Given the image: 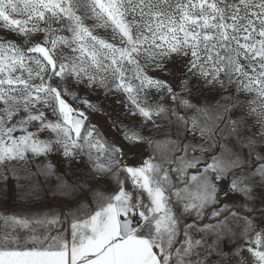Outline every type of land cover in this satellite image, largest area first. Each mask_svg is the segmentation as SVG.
I'll return each mask as SVG.
<instances>
[{
    "label": "snow or ice",
    "instance_id": "6c2138e0",
    "mask_svg": "<svg viewBox=\"0 0 264 264\" xmlns=\"http://www.w3.org/2000/svg\"><path fill=\"white\" fill-rule=\"evenodd\" d=\"M51 176L0 264H264V0H0V184Z\"/></svg>",
    "mask_w": 264,
    "mask_h": 264
},
{
    "label": "rangeland",
    "instance_id": "374dc122",
    "mask_svg": "<svg viewBox=\"0 0 264 264\" xmlns=\"http://www.w3.org/2000/svg\"><path fill=\"white\" fill-rule=\"evenodd\" d=\"M172 75L164 77L168 80H173L175 77L179 76L178 67L172 68ZM86 95L88 93H85ZM94 102L100 104L103 108V112L93 113L90 119L93 123H96L105 131L110 138L118 139L117 134L114 130L111 129L110 125L112 119H115L117 116L123 117L122 106L118 102L120 97L116 95L104 96L103 91L99 90L93 92L90 97ZM146 134H148L147 129H145ZM164 129L153 130L151 133L155 139L163 138ZM124 143L123 141H120ZM146 152L145 146H140L137 148H132L129 150V163L139 162L143 158V153ZM52 163L56 167L57 175H63L65 172L71 171L75 165H68L64 162V158L60 155H54L51 157ZM40 184L34 193L29 192L30 181H21V187L17 188L14 183L9 184L7 188L3 184H0V205L6 206L10 209L19 210L26 207L31 199H34L36 196L40 198L47 197L48 200H52V190L55 189L57 180L55 176L48 177H39ZM233 244L226 245V251H231L233 249ZM247 257V253H243Z\"/></svg>",
    "mask_w": 264,
    "mask_h": 264
}]
</instances>
